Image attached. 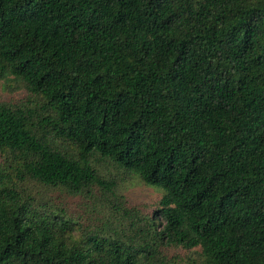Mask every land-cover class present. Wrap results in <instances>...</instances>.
<instances>
[{
  "label": "trees",
  "instance_id": "obj_1",
  "mask_svg": "<svg viewBox=\"0 0 264 264\" xmlns=\"http://www.w3.org/2000/svg\"><path fill=\"white\" fill-rule=\"evenodd\" d=\"M0 79V264H264V0H0ZM96 162L162 197L47 199L115 196Z\"/></svg>",
  "mask_w": 264,
  "mask_h": 264
},
{
  "label": "rangeland",
  "instance_id": "obj_2",
  "mask_svg": "<svg viewBox=\"0 0 264 264\" xmlns=\"http://www.w3.org/2000/svg\"><path fill=\"white\" fill-rule=\"evenodd\" d=\"M26 98L30 97L21 85L12 81L5 83L0 79L1 102L15 105L24 102ZM94 166L107 182H117L113 188L115 196H111L106 189L97 188L89 196L86 194L69 196L55 191L51 192L47 199L50 200L52 196L55 203H63L70 216L82 219L84 223L91 221L96 231L111 232L110 222L116 224L117 219H121L114 205L132 206L140 211L149 212L163 195L162 190L146 185L137 177L127 176L111 162H96ZM110 199L112 204H109ZM170 254L179 260V264H203L197 253L173 250Z\"/></svg>",
  "mask_w": 264,
  "mask_h": 264
}]
</instances>
